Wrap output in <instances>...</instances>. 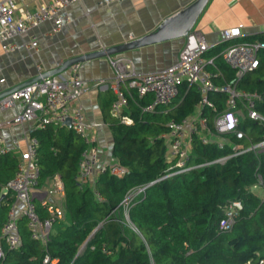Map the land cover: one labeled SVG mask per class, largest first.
I'll list each match as a JSON object with an SVG mask.
<instances>
[{
	"label": "trees",
	"instance_id": "obj_1",
	"mask_svg": "<svg viewBox=\"0 0 264 264\" xmlns=\"http://www.w3.org/2000/svg\"><path fill=\"white\" fill-rule=\"evenodd\" d=\"M216 67L210 69L217 73L216 82H235L238 88L264 95V52L258 69L239 81L220 58ZM226 98L224 93L210 95L216 106L205 108L210 123L215 113L225 109ZM199 102V92L184 84L171 104L145 112L153 98L134 93L124 112L132 123L110 119L113 156L126 173H99L85 186L76 176L86 143L66 127L36 131L40 185L56 173L61 175L66 217L53 224L46 244L32 239L27 219L20 217L21 242L12 249L4 243L0 264H44L46 255L58 260L56 264H152V260L154 264H243L264 257V198L250 189L260 183V177L264 188V148L247 150L264 141V125L242 118L239 130L245 137L226 135L246 150L237 156H230V145L221 149L215 142L205 144L193 136L191 164H209L168 176L176 170L175 162L167 161L169 123L192 115ZM259 110L264 114V103ZM17 166L14 153L0 155V238L14 202L12 193L4 189ZM142 187L145 191L128 210L134 231L124 219L123 201L130 191ZM234 200H241L244 208L232 229L221 230L226 206ZM38 212L43 220L49 217L40 204Z\"/></svg>",
	"mask_w": 264,
	"mask_h": 264
},
{
	"label": "built area",
	"instance_id": "obj_2",
	"mask_svg": "<svg viewBox=\"0 0 264 264\" xmlns=\"http://www.w3.org/2000/svg\"><path fill=\"white\" fill-rule=\"evenodd\" d=\"M75 1L51 0L40 3L35 10L22 8L19 13H16L18 7L15 0L0 2V46L5 51L14 50L16 46L12 44L13 39L27 34L44 23H51L55 32L61 30L71 22L69 7ZM116 1L118 0H101L100 4L110 5ZM242 27L240 25L222 30L223 41H233L239 38L242 35ZM38 45L36 38H32L30 44L23 46L36 49ZM210 48L211 45L203 34L190 32L175 64L163 70L143 74L138 73L134 66L123 58L111 59L116 72L114 80L111 82L112 90L116 96L112 103L111 113L113 117L119 118L123 124L132 123V119L124 112L128 108L129 99L134 93L140 97L153 96V103L144 108L143 111L145 112L154 111L159 106L171 104L179 95L180 88L184 83L189 87L197 88L201 94L199 104L202 107L208 105L215 108L209 100L211 93L228 95V109L215 115L213 119L214 129L210 127L206 117L198 121L189 117L182 121L173 120L169 123V133L165 135V138L169 144L168 158L175 161L176 170L168 176L183 174L209 164H191L193 136L201 131L206 132L199 136L205 144L215 142L221 149L230 145L233 150V154L230 156H237L246 151L237 144L228 143L226 140L228 134L236 135L238 139L245 137V134L239 130L240 117L235 111L239 99L246 104L247 117L264 125V116L257 109L258 102L263 100L262 95L258 92L241 91L235 82L218 85L214 79L217 73L208 69L209 65L214 64V60L205 57ZM262 51H264V41L236 42L225 47L221 56L224 62L235 71L239 81L245 75L258 69ZM42 74L41 71L38 73V75ZM84 91L80 65L75 64L69 76L60 73L42 78L41 81L34 82L0 100V108L4 110L15 106L18 100H21L24 105L23 111L14 118L0 122V130L2 127H11L26 122H33L34 130L45 129L49 125H64L67 119L71 118V128L87 144V148L81 152L79 171L76 176V180L81 186L94 179L99 173L110 171L117 176L126 173V169L117 164H108L102 160V148L96 144L93 128L88 124L81 107L75 105ZM36 96L45 98V102L37 99ZM39 147L38 138L31 137L26 150L20 154L15 176L6 187L7 191L14 195L15 201L2 228L0 259L5 256L4 243L12 249L17 248L21 242L18 227L20 217L27 219L32 239L40 240L43 244L49 241L53 223L65 218L64 209L52 204L47 199L41 202V206L47 210L49 218L43 220L39 215L38 204L35 201V191L40 184ZM262 148H264V141L247 150ZM8 152L5 139L0 132V155H5ZM228 157H224L223 160ZM145 189L146 187H142L130 191L123 201V208L129 222L128 210L130 205L135 197L144 192ZM243 208L244 205L241 200L230 202L226 206L225 218L220 224V229L224 231L232 229ZM130 225L136 231L131 222ZM57 262L58 260H51L48 255L44 258V264H56ZM243 264H264V257L249 260Z\"/></svg>",
	"mask_w": 264,
	"mask_h": 264
},
{
	"label": "crops",
	"instance_id": "obj_3",
	"mask_svg": "<svg viewBox=\"0 0 264 264\" xmlns=\"http://www.w3.org/2000/svg\"><path fill=\"white\" fill-rule=\"evenodd\" d=\"M2 1L4 0H0V2ZM49 1L51 0H28L25 2L15 0L18 7L16 13H19V10L22 8L35 10L40 3ZM194 1L196 0H118L110 5H102L100 4L101 0H76L69 7L71 22L61 30L55 32L51 23H44L27 34L13 39L12 44L16 46L14 50L5 51L0 46V93L33 79L40 71L44 73L54 70L70 58L118 46L148 35L156 31L166 18L188 7ZM240 25L243 27L242 35L239 38L233 41H223L221 37L222 30ZM191 32L203 34L207 42L210 43L211 48L205 54V57L213 59L214 64L209 65L208 69L210 70L212 67L217 68V58H220L221 62L226 64L221 54L223 49L231 43L264 41V0H210ZM32 38H36L38 41L39 45L36 49L25 47L30 44ZM185 44L186 38H178L133 49L111 57H101L79 63L80 75L85 91L79 100L75 102V105L81 107L88 124L93 128L96 144L102 148L101 157L104 162L120 166L113 156L114 137L110 127L112 101L116 98L111 87V82L114 80L116 73L111 59L123 58L141 74L155 72L175 64ZM73 67L74 65L62 73L69 76L72 73ZM223 75L221 74L220 80L224 79ZM1 80L4 81L2 82ZM218 81L215 82L218 85H223ZM193 88L198 91L196 87ZM238 89L246 91L241 88ZM150 96L153 98L152 95ZM262 97L263 100L258 102L257 109L264 116L259 110V106L264 103V95ZM36 98L45 102V98L40 96H36ZM199 103L196 106L195 112L187 118L192 117L198 121L206 117L209 120V117L204 114L205 108L208 105L202 107ZM245 105L243 100H238L235 111L238 113L240 119L247 117ZM208 107L216 109V106L215 108ZM23 109L24 105L21 100H18L15 106L11 108L5 110L0 108V122L14 118ZM227 109L226 98L225 109L215 113V115L225 112ZM209 124L214 129L213 120L211 123L209 120ZM49 126L54 127V129L61 127L72 129L71 126L65 124ZM33 128V122H26L24 124H15L11 127H2L0 130L5 139L6 147L9 152L17 156L18 162L20 154L26 150L30 138L33 136L37 137L34 133L38 130H45L47 127L36 130ZM204 133L206 132L201 131L196 135L200 136ZM77 136L78 139L83 140L78 134ZM226 140H228V143H235V141H231L228 137H226ZM86 148L87 144L84 149ZM168 150L167 161L175 162L168 158ZM53 152L54 156H57V151L54 148ZM94 179L86 182L84 186L92 184ZM260 186L262 187V182L252 186L250 189L254 192ZM4 193H7L6 188L4 189ZM12 196L15 201L13 194ZM45 199L63 208L65 211L64 183L59 173L48 178L43 184H39L38 189L35 191V201L37 204L41 205V202ZM63 220L65 218L58 220V222ZM127 223L130 225L128 220ZM152 264H154L153 260Z\"/></svg>",
	"mask_w": 264,
	"mask_h": 264
},
{
	"label": "water",
	"instance_id": "obj_4",
	"mask_svg": "<svg viewBox=\"0 0 264 264\" xmlns=\"http://www.w3.org/2000/svg\"><path fill=\"white\" fill-rule=\"evenodd\" d=\"M210 0H196L188 7L180 10L173 16L166 18L158 29L148 35L141 38L131 40L120 44L118 46H113L110 48H104L92 53L70 58L63 62L58 68L44 72L42 75H37L33 79H30L18 86L10 88L6 91L0 93V100L7 95L16 92L34 82L41 81L42 78L50 77L56 74H60L67 70L69 67L79 64L88 60L101 58V57H111L117 54H121L133 49L142 48L145 46L162 43L169 40H174L178 38H186L188 34L194 29L198 19L205 10L208 2ZM65 125L71 126V118L67 119Z\"/></svg>",
	"mask_w": 264,
	"mask_h": 264
},
{
	"label": "rangeland",
	"instance_id": "obj_5",
	"mask_svg": "<svg viewBox=\"0 0 264 264\" xmlns=\"http://www.w3.org/2000/svg\"><path fill=\"white\" fill-rule=\"evenodd\" d=\"M254 193L257 195V196H259L260 198H262L263 196H264V189H263V187H258L256 190H254ZM124 219H125V221L127 222V219H126V215H125V213H124ZM130 226V228H131V225H129Z\"/></svg>",
	"mask_w": 264,
	"mask_h": 264
}]
</instances>
